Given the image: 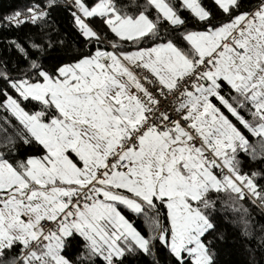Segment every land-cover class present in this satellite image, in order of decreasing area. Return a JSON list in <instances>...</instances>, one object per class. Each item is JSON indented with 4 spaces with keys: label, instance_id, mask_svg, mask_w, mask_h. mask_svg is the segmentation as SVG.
Wrapping results in <instances>:
<instances>
[{
    "label": "snow or ice",
    "instance_id": "obj_1",
    "mask_svg": "<svg viewBox=\"0 0 264 264\" xmlns=\"http://www.w3.org/2000/svg\"><path fill=\"white\" fill-rule=\"evenodd\" d=\"M213 4L219 20L203 0H71L74 26L95 48L48 66L44 43H30L32 58L8 41L21 59L16 75L0 67V110L19 127L2 117L0 133L11 152L8 127L39 154L11 162L0 152V264H124L155 255L156 242L175 264H216L204 237L221 194L252 236L240 201L264 208V173L244 172L238 154L264 160V0ZM55 6L33 0L0 20L43 27ZM76 238L73 260L64 250Z\"/></svg>",
    "mask_w": 264,
    "mask_h": 264
},
{
    "label": "trees",
    "instance_id": "obj_2",
    "mask_svg": "<svg viewBox=\"0 0 264 264\" xmlns=\"http://www.w3.org/2000/svg\"><path fill=\"white\" fill-rule=\"evenodd\" d=\"M33 0H0V17L12 13L14 10L21 9L26 5L32 3ZM95 2V0H88L89 6ZM119 6L129 5L131 0H116ZM144 0H137L138 4H142ZM254 2V0H252ZM204 5L213 12V17L216 20L221 19L220 13L216 10L213 0H203ZM55 7L50 9V15L45 21L46 26L40 24L32 25L31 23H25L21 26H9L0 20V67H7L11 71L12 75H16L14 69L17 67L18 61L21 59L19 53L14 46L10 45L8 41L16 40L23 46L28 48L30 52H33V57H36L35 50L30 48L31 42L44 43L45 53L42 62L45 66H48L57 60L60 62H68V55H75L79 51L88 52L94 50L95 45L89 44L85 47L86 41L76 30L72 17V9L69 6L63 4V0H56ZM130 12H135L138 9L129 7L127 9ZM183 17H188L187 11L181 12ZM90 23L97 28H100L101 22L99 19H92ZM103 31H107L106 27L102 28ZM108 39H114V35L108 33ZM51 40L54 47L47 48V42ZM63 41V45L60 42ZM104 46V45H102ZM126 50H132L131 47L126 45ZM19 67L22 69L25 64L19 63ZM4 86V81L0 80V87ZM11 92V90L9 89ZM15 95V93H11ZM215 102V101H214ZM26 110H35L34 103L24 104ZM225 111L226 115H229L230 119H233L230 114ZM244 114V113H242ZM246 115V114H245ZM8 117L11 125L16 128L19 127L14 117L9 116L3 110H0V118ZM246 118L247 117L246 115ZM233 122L235 123L234 119ZM0 126L3 125V121L0 120ZM8 134L15 140V153L10 149L13 145L5 144L4 133H0V152L4 153L6 158H9L11 162H15L16 159H22L26 155H37L39 150L35 144L23 145L22 141L13 135V128L8 127ZM248 135L249 142L256 144L255 138ZM238 159L241 161L242 170L251 174L252 171H259L264 173V160L257 159L252 160L244 153L238 154ZM258 183L264 185V180H258ZM216 194H213L215 198ZM227 197L221 194L220 198L216 201V208L212 214L213 222L215 224V232L209 233L204 237L205 241H212V251L215 253L214 259L216 264H264V208L252 203L247 196L240 203L244 208L248 209L247 219L250 221L252 228V236L245 237L241 234V225L239 219L241 215H244L242 211H232L222 203L226 201ZM122 213L126 218L136 227L142 234L147 235V227L143 222L142 217H138L135 214L129 212L126 209L121 208ZM163 211V210H162ZM82 240L76 238L72 244L64 250V254L69 259H75L77 255L82 251ZM18 248H13L12 253H16ZM12 253H9L11 255ZM153 254L145 255L138 253L135 256L127 255L124 258V264H175V261L169 256L167 250L156 242ZM96 264H102L100 259H97Z\"/></svg>",
    "mask_w": 264,
    "mask_h": 264
},
{
    "label": "built area",
    "instance_id": "obj_3",
    "mask_svg": "<svg viewBox=\"0 0 264 264\" xmlns=\"http://www.w3.org/2000/svg\"><path fill=\"white\" fill-rule=\"evenodd\" d=\"M63 4L70 7L71 0H63Z\"/></svg>",
    "mask_w": 264,
    "mask_h": 264
}]
</instances>
